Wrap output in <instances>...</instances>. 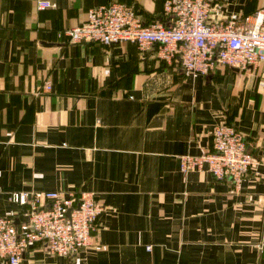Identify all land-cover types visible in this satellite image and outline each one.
Wrapping results in <instances>:
<instances>
[{
    "label": "crops",
    "instance_id": "1",
    "mask_svg": "<svg viewBox=\"0 0 264 264\" xmlns=\"http://www.w3.org/2000/svg\"><path fill=\"white\" fill-rule=\"evenodd\" d=\"M45 1L0 0V216L22 222L9 195L29 191L92 192L104 210L93 247L36 244L18 264H264V64L193 78L131 43L70 45L58 35L111 0ZM116 1L166 23L165 0ZM216 2L212 21L264 26V0ZM222 124L258 163L238 187L180 171Z\"/></svg>",
    "mask_w": 264,
    "mask_h": 264
},
{
    "label": "built area",
    "instance_id": "2",
    "mask_svg": "<svg viewBox=\"0 0 264 264\" xmlns=\"http://www.w3.org/2000/svg\"><path fill=\"white\" fill-rule=\"evenodd\" d=\"M35 6L53 7L45 0H36ZM221 10L216 0H165L166 23L145 26L131 6L112 1L89 9L81 25L58 37L70 45L131 43L143 52L153 49L159 60L179 64L193 78L225 67L244 70L264 64L263 14L245 19L250 26L238 24L236 15L212 21ZM44 90L50 91L48 82ZM257 164L243 135L222 124L211 133L210 151L181 156L179 167L184 174L206 171L213 180L238 187ZM9 201L26 209L18 224L0 216V263L18 264L36 244L59 257L77 256L95 245L96 220L104 209L94 193L29 191L11 193Z\"/></svg>",
    "mask_w": 264,
    "mask_h": 264
},
{
    "label": "trees",
    "instance_id": "3",
    "mask_svg": "<svg viewBox=\"0 0 264 264\" xmlns=\"http://www.w3.org/2000/svg\"><path fill=\"white\" fill-rule=\"evenodd\" d=\"M112 1H116V0H111L110 2H112ZM110 2H109V3H110ZM156 23H157V22H156Z\"/></svg>",
    "mask_w": 264,
    "mask_h": 264
}]
</instances>
